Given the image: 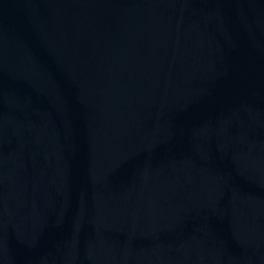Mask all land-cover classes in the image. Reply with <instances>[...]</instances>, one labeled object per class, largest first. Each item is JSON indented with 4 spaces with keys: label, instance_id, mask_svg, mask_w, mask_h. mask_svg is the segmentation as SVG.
I'll list each match as a JSON object with an SVG mask.
<instances>
[{
    "label": "water",
    "instance_id": "95a60500",
    "mask_svg": "<svg viewBox=\"0 0 264 264\" xmlns=\"http://www.w3.org/2000/svg\"><path fill=\"white\" fill-rule=\"evenodd\" d=\"M0 264H264V0H0Z\"/></svg>",
    "mask_w": 264,
    "mask_h": 264
}]
</instances>
